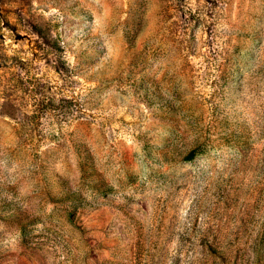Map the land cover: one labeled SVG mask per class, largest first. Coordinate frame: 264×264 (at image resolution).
Wrapping results in <instances>:
<instances>
[{"label": "rangeland", "instance_id": "rangeland-1", "mask_svg": "<svg viewBox=\"0 0 264 264\" xmlns=\"http://www.w3.org/2000/svg\"><path fill=\"white\" fill-rule=\"evenodd\" d=\"M0 264H264V0H0Z\"/></svg>", "mask_w": 264, "mask_h": 264}, {"label": "trees", "instance_id": "trees-1", "mask_svg": "<svg viewBox=\"0 0 264 264\" xmlns=\"http://www.w3.org/2000/svg\"><path fill=\"white\" fill-rule=\"evenodd\" d=\"M193 156V153L190 154V158Z\"/></svg>", "mask_w": 264, "mask_h": 264}]
</instances>
